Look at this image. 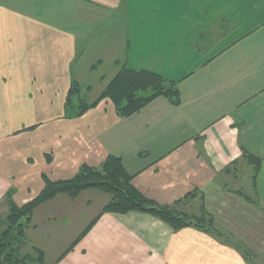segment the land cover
<instances>
[{"label":"crops","instance_id":"0c3cea01","mask_svg":"<svg viewBox=\"0 0 264 264\" xmlns=\"http://www.w3.org/2000/svg\"><path fill=\"white\" fill-rule=\"evenodd\" d=\"M242 1L0 0V220L8 192L26 204L43 190L44 176L70 179L113 155L158 204L202 194L231 239L174 231L139 212L100 215L110 196L88 190L35 210L28 238L47 264H248L236 245L264 241V22L233 38L244 21L252 26L240 17ZM247 2L264 9V0ZM124 65L177 82L180 104L160 97L120 118L104 99L65 118L73 81L93 101ZM244 152L262 160L255 191L253 171L237 191L228 187L243 166L252 169ZM234 162L235 176L225 172Z\"/></svg>","mask_w":264,"mask_h":264},{"label":"trees","instance_id":"16d2710c","mask_svg":"<svg viewBox=\"0 0 264 264\" xmlns=\"http://www.w3.org/2000/svg\"><path fill=\"white\" fill-rule=\"evenodd\" d=\"M160 97L167 98L173 105H179L181 99L178 83L158 73L135 70L124 65L93 101L82 92L79 83L73 81L66 97L65 118H79L104 99L113 102L120 118H127ZM243 159L253 168L252 186L255 191L262 160L248 152H244ZM238 168V162H234L225 172L235 176L237 171H233L239 170ZM44 179L43 190L26 204H16L13 191L8 192L5 199L8 213L0 220V264H47L44 252L38 248H33V255H22L23 247L28 244V231L34 228L32 221L35 210L58 195L75 199L88 190H97L110 196L100 215L129 212L149 214L167 223L174 231L192 227L231 243V239L216 227L213 216L206 210L202 194L194 191L174 205L158 204L146 198L133 186V176L127 172L121 157L111 155L98 167L84 164L70 179L52 181L46 176ZM239 193L248 202L254 203L243 191ZM99 216L89 224L82 235ZM236 247L249 259L250 249L243 245Z\"/></svg>","mask_w":264,"mask_h":264},{"label":"rangeland","instance_id":"374dc122","mask_svg":"<svg viewBox=\"0 0 264 264\" xmlns=\"http://www.w3.org/2000/svg\"><path fill=\"white\" fill-rule=\"evenodd\" d=\"M239 7H240L242 12L243 11L246 12V14L245 13L244 14L239 13L240 17L246 15L245 17L247 18L249 16L250 17L249 21L252 22V26L250 27L248 21H244V23H242V25H240L238 27V29L236 30V32L234 33L233 38L244 37L243 34H246L249 30H251V28H253V26H254V28H256L258 26H261L262 25L261 23L264 22L263 21L264 20V9H262V10H256V9L252 10V8L250 9V5L247 2V0H243L241 2V4L239 3ZM260 20H262V22ZM259 22H261V23H259ZM262 33L264 34V27L262 29ZM259 36L261 37L262 34H260ZM86 81H87V79H86ZM241 169L244 170V174L243 173L241 174V179L236 178L237 180L236 179H230L229 181H227V183H229L228 187L231 190L237 191V189L240 188V184L249 183V181H250V172L253 171V168L251 169L250 167L243 166ZM238 193H239V191H238ZM91 208L93 210V213H95L96 210H98L97 202ZM59 224H64V223H63V221L59 220L57 225H59ZM254 242H257L258 245L255 246L253 249L250 248L251 249V256L249 257L250 261L248 262V264H264V241L262 240V238L260 236H258V237H254ZM33 246L34 245L32 244L31 239L28 238V244L25 245L24 249H28V248L32 249ZM24 249H23V251H24Z\"/></svg>","mask_w":264,"mask_h":264}]
</instances>
